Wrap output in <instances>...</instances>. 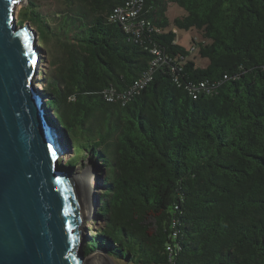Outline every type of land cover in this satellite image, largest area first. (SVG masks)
<instances>
[{
	"label": "trees",
	"instance_id": "trees-1",
	"mask_svg": "<svg viewBox=\"0 0 264 264\" xmlns=\"http://www.w3.org/2000/svg\"><path fill=\"white\" fill-rule=\"evenodd\" d=\"M53 1L29 0L16 21L65 56L37 77L66 132L59 164L104 175L84 255L264 264V0H143L137 37L109 20L125 0ZM169 4L184 15L169 21ZM169 26L200 40L187 51Z\"/></svg>",
	"mask_w": 264,
	"mask_h": 264
},
{
	"label": "water",
	"instance_id": "water-1",
	"mask_svg": "<svg viewBox=\"0 0 264 264\" xmlns=\"http://www.w3.org/2000/svg\"><path fill=\"white\" fill-rule=\"evenodd\" d=\"M19 4L0 0V264H105L82 251L92 180L59 164L66 132L35 86L41 47Z\"/></svg>",
	"mask_w": 264,
	"mask_h": 264
},
{
	"label": "rangeland",
	"instance_id": "rangeland-1",
	"mask_svg": "<svg viewBox=\"0 0 264 264\" xmlns=\"http://www.w3.org/2000/svg\"><path fill=\"white\" fill-rule=\"evenodd\" d=\"M29 0H25V5ZM39 5L41 6L43 11L46 12H52L56 9L61 8V6H59L58 3H56L53 0H36ZM25 5H18V10H17V18H18V13L20 12V10L22 9L23 6ZM184 15V11L176 4H169L167 7V11H166V16L169 19V21H172L174 18L176 17H180ZM17 20V19H16ZM168 31H173L176 35H177V43L182 46L183 48H185L187 51L190 49L191 47V39L195 38L197 41L200 40L199 35L197 34V32L195 30H188V31H184V30H178V29H174L172 26H169L166 29V32ZM55 54V53H54ZM52 53L48 52V48L47 47H41V52H40V67L39 70L43 69V70H48V67L51 66V62H53L54 60V68L56 66H59L62 64V61L65 59V56L60 52V50H57V57L56 58H51ZM190 59L193 60L194 64L196 67L203 69L207 66V61L203 60L201 58H199L197 56L196 51L191 53L190 55ZM39 81V83L35 82V86L37 87V89L40 91L42 88L41 86L44 85V82H42L41 78L37 79ZM42 92V91H40ZM70 155V153H66L65 154V158H67ZM59 163H61V160H59ZM82 169H85L89 172L91 180H92V188L90 191V197H91V203L90 204V209L92 212V216L89 217L88 220L86 221H82L79 228L82 231V235L85 236V239L82 240V243H84L85 241H87V237H90L92 233L91 231H89V224H91L92 220L94 219L95 216V211L98 205V200H99V191H100V184H101V180L103 178V174L101 172L100 169H96L95 167H92L88 162L81 161L79 164L77 163L75 165V167L73 168L72 173L70 174L71 177H73L74 175H80ZM102 174V177H101ZM97 226V225H96ZM84 230H86V233H84ZM94 254L100 256L103 261L105 262V264H127L123 261H119L117 259H113L111 257H105L104 253L99 251V252H95Z\"/></svg>",
	"mask_w": 264,
	"mask_h": 264
},
{
	"label": "built area",
	"instance_id": "built-area-1",
	"mask_svg": "<svg viewBox=\"0 0 264 264\" xmlns=\"http://www.w3.org/2000/svg\"><path fill=\"white\" fill-rule=\"evenodd\" d=\"M143 8V0H125L124 5L113 10L109 17L110 21L118 22L124 32L131 33L134 36H139L140 31L147 25L143 20H137ZM156 56L159 53L152 51ZM150 79V75L146 74L141 80L135 83L134 88L141 89L143 85ZM103 97L107 102L113 101V96L109 92H104ZM195 98V97H194Z\"/></svg>",
	"mask_w": 264,
	"mask_h": 264
},
{
	"label": "snow or ice",
	"instance_id": "snow-or-ice-1",
	"mask_svg": "<svg viewBox=\"0 0 264 264\" xmlns=\"http://www.w3.org/2000/svg\"><path fill=\"white\" fill-rule=\"evenodd\" d=\"M13 2L15 3V2H16V0H13Z\"/></svg>",
	"mask_w": 264,
	"mask_h": 264
},
{
	"label": "bare ground",
	"instance_id": "bare-ground-1",
	"mask_svg": "<svg viewBox=\"0 0 264 264\" xmlns=\"http://www.w3.org/2000/svg\"><path fill=\"white\" fill-rule=\"evenodd\" d=\"M17 10H18V7H17ZM92 204V203H91Z\"/></svg>",
	"mask_w": 264,
	"mask_h": 264
}]
</instances>
